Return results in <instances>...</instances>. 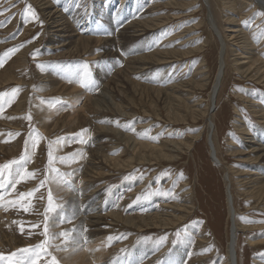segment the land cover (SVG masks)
<instances>
[{
    "label": "rangeland",
    "instance_id": "374dc122",
    "mask_svg": "<svg viewBox=\"0 0 264 264\" xmlns=\"http://www.w3.org/2000/svg\"><path fill=\"white\" fill-rule=\"evenodd\" d=\"M125 1L57 0L71 14L56 24L61 8L55 13L43 0H0V264H52L53 257L66 264L64 250L75 235L93 231L81 219L95 215L87 214L89 198L104 216L101 237L114 258L151 246L146 259L157 263L184 243L182 264H227L234 244L239 264H264V161L245 151L250 134L264 141V83L235 70L237 43L225 41L228 67L216 104L210 101L222 45L208 20L212 14L223 38L229 24L244 29L264 64V15L246 12L242 0L234 2L237 12L231 0H209L211 13L203 0H147L145 20H131L136 0ZM146 20L156 26L122 39L124 27ZM62 23L64 32L54 33ZM85 66L82 86L76 77ZM74 91L84 93L75 105ZM150 204L153 213L184 218L139 232L110 217L139 218Z\"/></svg>",
    "mask_w": 264,
    "mask_h": 264
},
{
    "label": "bare ground",
    "instance_id": "6f19581e",
    "mask_svg": "<svg viewBox=\"0 0 264 264\" xmlns=\"http://www.w3.org/2000/svg\"><path fill=\"white\" fill-rule=\"evenodd\" d=\"M138 1V2H137ZM43 3L44 5H47V9H56V12L55 13H58V9L61 8V11L62 12V16L63 18H57V19H54L55 20V23H61V21L64 19L67 21V20H70V11H67L65 10V8L62 6H60L61 4H57V0H53V1H47V0H43ZM123 2H126L125 0H123ZM122 2V3H123ZM136 2V3H135ZM203 2L208 6V9H210V2L209 0H203ZM234 2H241V0H231L229 2V4H231L229 6V8L235 10L236 12L241 10L239 7L235 8L234 9ZM245 2V3H243ZM41 3V2H40ZM39 3V4H40ZM55 3V4H54ZM53 4L55 5L54 8H52ZM152 3L151 2H147V0H136V1H133L132 3V11H128L129 12V15H132V19L131 20H139V19H143L146 15L142 13V11L144 10V8L147 7V10L148 8L150 7ZM154 4V3H153ZM228 4V3H227ZM242 6L245 7L246 9V12L248 11H253L254 13H257L259 12V15L263 12L264 13V0H242L241 2ZM178 5V4H177ZM221 5L224 6L223 2L221 1ZM226 5V4H225ZM250 6V7H249ZM127 7V6H126ZM256 8L258 9V11H255ZM44 9V8H43ZM67 9V8H66ZM150 9V8H149ZM55 11V10H53ZM233 11V14L236 16V12ZM133 12H136V14L134 13L133 15ZM230 12V11H229ZM69 13V14H68ZM150 13V12H149ZM210 13H211V9H210ZM209 13V14H210ZM212 14H210L209 16V26H210V29L212 30V32L214 34H216L219 39H220V42H221V45H222V50L220 52V55H219V74H217V77H216V81L214 83V86L212 88V93H211V96H210V101L213 103L216 104V100H217V97H218V94L220 92V89H221V86H222V82H223V79L225 77V72H226V69L228 67V64L226 62V47H227V44L226 42L228 41H232L233 44H236L237 45H233L234 47H237L238 50H233V56L236 55L235 57L237 58V60L234 61V67L236 68L235 70L240 73V74H243V75H247V77H250V78H254V79H257L261 82L264 83V64L262 62H260V60L258 59H255L254 56H256V53L254 54V50L255 49V42L256 41H251L249 38H248V34H245V31L244 29H240V30H236L237 28L232 25V24H229V26H227V28L225 29V35H224V38H223V35H221V32L219 31L217 25L215 24V21H214V18H213V15L211 16ZM49 16V15H48ZM61 16V17H62ZM72 16V15H71ZM77 16V15H76ZM213 18V19H212ZM258 19V16L256 17ZM77 19V18H76ZM145 20V18H144ZM64 23V22H63ZM63 23L61 25H59L58 27H53L54 29V33H61V32H64V31H61L59 30V27L62 28L63 26ZM65 24V23H64ZM70 24V22H69ZM53 25V24H52ZM130 25V24H129ZM65 26V25H64ZM156 26V24H152L151 21L149 20H146V21H140V22H135L134 24L130 25V27H127V28H123L122 31H121V34H122V39L129 37L130 35L129 32H131V35L133 36V39L134 38H137V37H140V36H143L141 32L143 31H146V30H149L151 27H154ZM69 27V25H68ZM71 27V25H70ZM167 27V26H166ZM76 28V27H74ZM66 29H67V26H66ZM72 29V28H71ZM68 30V29H67ZM74 30V29H72ZM162 30V29H161ZM176 31V30H175ZM68 31H66L67 33ZM256 32H258L257 30H255L253 33L256 34ZM70 33V32H69ZM77 33V31H76ZM147 33V32H146ZM145 33V34H146ZM153 33V32H152ZM79 34V33H78ZM70 35V34H69ZM155 35V34H154ZM65 36V34H64ZM121 36V35H120ZM61 38H64V37H61ZM70 38V37H69ZM125 39V40H126ZM132 39V40H133ZM226 39V40H224ZM256 40H260V37H257ZM115 41V40H114ZM226 41V42H225ZM86 42L88 43L89 41H85V39H82L81 40V44L83 45V43ZM63 44V43H62ZM105 45V44H103ZM146 45V44H145ZM54 46V45H53ZM65 46V45H64ZM261 47H264V43H263V46ZM79 48V47H78ZM80 49V48H79ZM82 49V48H81ZM142 49V48H141ZM83 50V49H82ZM82 50H80L82 52ZM68 51V50H67ZM77 51V50H76ZM108 51V50H107ZM70 52V51H69ZM74 52V51H73ZM240 52V53H239ZM256 52V51H255ZM77 53L79 54V52L77 51ZM83 53V52H82ZM88 53V52H87ZM67 54V52H66ZM77 54V56H78ZM71 55V54H70ZM80 55V54H79ZM106 55V54H105ZM75 56V55H74ZM75 58V57H74ZM80 58V57H79ZM96 58V57H94ZM90 59V58H89ZM93 59V58H92ZM138 59V58H137ZM71 60V59H70ZM132 60V59H131ZM136 61V59H135ZM138 61V60H137ZM146 61V60H145ZM240 62V63H239ZM92 63V62H91ZM136 63V62H135ZM143 63V61H142ZM145 64V63H144ZM76 67V66H75ZM89 67V66H88ZM145 68V67H143ZM204 68V66L202 65V69ZM78 69H76L77 71ZM144 70V69H143ZM142 70V71H143ZM170 70V69H169ZM58 71V70H57ZM154 71V70H153ZM81 73V70L79 71ZM136 72V71H135ZM149 72V71H148ZM66 73V72H65ZM141 73V72H140ZM163 73V72H162ZM73 74V73H72ZM71 74V75H72ZM163 75V74H162ZM203 76V75H202ZM55 77V76H54ZM81 77V80H83V76L79 75V77H76V79L80 78ZM85 78V77H84ZM152 78V77H151ZM164 78V76H163ZM88 79V78H87ZM79 80V79H78ZM50 81V80H48ZM88 81V80H87ZM128 81V80H127ZM44 82V81H43ZM51 83V82H50ZM62 83V82H61ZM131 83V82H129ZM47 84V82H46ZM64 84V83H63ZM61 85V84H60ZM144 86V85H143ZM52 87V86H51ZM59 87V86H58ZM63 87V86H62ZM135 87V86H134ZM65 88V86H64ZM80 88V87H79ZM87 88V87H86ZM145 88V87H144ZM62 89V88H61ZM70 89V88H69ZM85 89V88H84ZM148 89V88H147ZM153 89V88H152ZM155 89V88H154ZM65 90H67L65 88ZM64 90V91H65ZM158 90V89H157ZM71 90H69L68 92H70ZM79 91V90H78ZM152 91V90H151ZM75 92V91H74ZM84 92V91H83ZM64 93H67V92H64ZM71 93H73L71 91ZM78 93V92H77ZM162 93V92H161ZM84 93H78L76 94V92L73 94L74 96H71L69 97L70 98V102H73L75 104H77L78 101H80V99L82 98L81 96L83 95ZM39 95V94H38ZM41 95V94H40ZM103 95V94H102ZM107 95V94H106ZM105 95V96H106ZM251 95V94H250ZM68 96V95H67ZM104 96V97H105ZM81 97V98H80ZM91 97V96H90ZM107 100H108V97H106ZM94 99V98H93ZM113 99V98H112ZM98 100V99H97ZM105 100V99H104ZM96 101V100H95ZM102 101V100H101ZM259 101V100H258ZM103 102V101H102ZM101 102V103H102ZM98 103V102H97ZM71 104V103H70ZM96 104V103H95ZM114 104V103H113ZM65 105V103H64ZM102 105V104H101ZM251 105V104H250ZM255 105V104H253ZM98 106V105H97ZM105 106V105H104ZM108 106V105H107ZM261 106V105H260ZM76 107V106H75ZM99 107V106H98ZM255 107V106H254ZM101 109V106L99 107ZM263 108V107H262ZM172 110H175L174 108H172ZM240 112V111H239ZM51 113V112H50ZM195 113V112H194ZM197 113V112H196ZM53 114V113H52ZM208 114L210 115V110L208 111ZM241 113H239V116L241 117ZM263 115V114H262ZM72 117V116H71ZM210 117V116H209ZM211 118V117H210ZM264 119V117H263ZM211 120V119H209ZM211 123H213L211 121ZM210 123V124H211ZM209 124V125H210ZM246 127V126H245ZM210 128H211V132L212 130L215 132V126H214V123L210 125ZM243 128V127H241ZM214 132L213 135H214ZM250 132H252L250 130ZM210 134V140L211 141V155H212V159L214 160V162L216 163L217 161L219 162V158L217 156V150H216V147L214 145V141H213V136L211 138V133ZM200 135V134H199ZM198 135V136H199ZM246 135V134H245ZM96 136V135H95ZM248 136V135H246ZM201 136H199L198 138H200ZM129 138V137H128ZM129 140V139H128ZM132 141V140H131ZM133 142V141H132ZM135 142V141H134ZM245 142L248 144L246 146V150L245 151H248L250 154H255V156H259L260 158L263 159L264 161V141L263 140H260L258 137H256V134H250L248 137H246L245 139ZM128 143V141H127ZM87 146V145H86ZM128 146V144H127ZM130 146V144H129ZM132 146V144H131ZM130 146V147H131ZM176 146V145H175ZM139 147V145H138ZM158 148V147H157ZM92 149V148H91ZM134 149V148H133ZM132 149V150H133ZM151 149V148H149ZM155 149V147H154ZM161 150V148H160ZM138 151V149H137ZM136 151V152H137ZM159 151V150H158ZM83 152V151H82ZM81 152V153H82ZM135 152V151H134ZM157 152V151H156ZM239 152V151H238ZM240 153V152H239ZM242 153V152H241ZM91 154V153H90ZM137 154V153H135ZM149 154H150V151H149ZM159 154V153H158ZM238 154V153H237ZM243 154V153H242ZM246 154V153H245ZM97 156V155H96ZM99 157V155H98ZM137 157V156H135ZM112 158V156H111ZM110 159V158H108ZM156 159V158H155ZM255 159V158H254ZM100 160V159H99ZM98 160V161H99ZM105 160V158H104ZM157 160V159H156ZM107 161V160H106ZM105 161V162H106ZM114 161V160H113ZM146 161V160H145ZM104 162V161H103ZM261 162V161H260ZM95 163V162H94ZM100 163L101 160H100ZM99 163V164H100ZM108 163V161H107ZM122 163V162H121ZM259 163V162H258ZM126 164V163H125ZM101 165V164H100ZM124 165V164H122ZM252 175H256V173L252 174ZM258 175V174H257ZM256 175V176H257ZM262 177V176H261ZM260 177V178H261ZM87 178V177H86ZM227 179H228V182L230 181V174L227 175ZM256 179H259V178H256ZM263 179V178H262ZM255 180V179H254ZM260 180V179H259ZM87 181V180H86ZM262 181V180H261ZM258 183V182H257ZM253 184V183H252ZM231 185V184H230ZM89 187V186H88ZM231 187H227V198H228V205H229V214H230V217L232 218L233 217V221L235 223V227L237 228V225H236V222H237V212H236V209L234 207V200H233V196H232V193H231ZM261 192L264 193V187H261L259 189ZM81 191V190H80ZM246 193V192H245ZM98 194V193H97ZM92 197V196H91ZM88 198V197H87ZM95 199L94 198H89L87 201H86V209H87V214L88 213H91V211L94 212V216H87V215H83V217H79L81 218L82 220H86L88 219L87 222H84V223H87L89 225V227H91L93 229V231L91 232L90 237L89 235H85L84 233H77L74 237V243L73 244H70L66 247V249L64 250V260L66 262V264H157V263H153V261H148L146 259V255L147 257H150V255L153 253L154 251V248H152L151 246L147 247V246H138L137 248H135L134 250H132L130 253H128L127 255H124V256H118V257H112L110 251H109V240H107L106 237H101V236H104L102 235L104 230H101L102 227L101 226V221L100 219L102 220L103 219V215H99V207H95V205H92L91 203L94 201ZM75 201V200H74ZM84 202V201H83ZM188 202V201H187ZM185 203V202H184ZM165 204V203H164ZM190 204V203H189ZM114 205V204H113ZM108 206V204H107ZM150 210H149V213L147 215H144V216H139V218H133V217H127L125 216L124 214L123 215H117V214H112L110 215V217L112 219H114L117 223H123L125 225H129L131 228L134 227L135 229H137L139 232H143L142 230L143 229H150L152 227H160V228H164L165 227H169V225H172L174 223H176L177 221H180L182 220L184 217H180L178 215H175V214H169V213H164V214H160L159 213H153V210H154V207L152 204H150ZM170 206V205H169ZM95 207V208H94ZM114 207V206H113ZM171 207V206H170ZM186 207V206H185ZM172 208V207H171ZM73 209V208H72ZM89 209V210H88ZM163 209V208H162ZM81 210V209H80ZM95 210L97 211L95 213ZM99 210V211H98ZM179 210V209H178ZM157 211V210H156ZM159 211V210H158ZM172 211V210H171ZM174 211V210H173ZM126 212V210H125ZM129 214V213H128ZM86 216V217H85ZM80 219V220H81ZM107 221V220H106ZM104 222V220L102 221ZM114 222V223H116ZM83 223V222H82ZM83 223V224H84ZM105 223V222H104ZM112 223V222H111ZM116 223V224H117ZM80 224V223H79ZM104 225V224H103ZM119 225V224H118ZM102 227V228H101ZM82 228V226H81ZM112 229V228H111ZM129 230V229H128ZM109 231V230H107ZM235 231V228L233 230V232ZM103 232V233H101ZM108 233V232H106ZM112 233V232H110ZM87 234V233H86ZM106 235V234H105ZM109 235V234H108ZM236 236L237 235V231L235 233ZM200 238V241L199 243L204 246L205 245V242H207V238L205 237V233H203L202 236H198ZM186 245V244H185ZM184 245V243H182V246H176L175 248H173L172 252L170 255L168 256H164V258L161 260L163 262V264H182L185 262V259H186V246ZM231 251L232 253L230 255H228L227 257V264H239L238 261H236L235 259V252H236V255H237V251H236V245L234 246V244H232L231 246ZM206 248V247H205ZM118 251V250H116ZM158 251V250H157ZM230 251V252H231ZM264 251V250H263ZM155 253V252H154ZM203 251H200V254L203 255ZM152 256V255H151ZM262 258V257H261ZM111 259V260H109ZM201 259V258H200ZM109 260V261H107ZM145 260V262H144ZM107 261V262H106ZM264 261V260H263ZM231 262V263H230ZM258 264H263L262 261H259Z\"/></svg>",
    "mask_w": 264,
    "mask_h": 264
},
{
    "label": "snow or ice",
    "instance_id": "6c2138e0",
    "mask_svg": "<svg viewBox=\"0 0 264 264\" xmlns=\"http://www.w3.org/2000/svg\"><path fill=\"white\" fill-rule=\"evenodd\" d=\"M25 11H26V13L27 12H29V11H31V5H27L26 6V9H25ZM32 15H35V13L34 12H32ZM260 15H264V13H261ZM245 24H247L248 22L247 21H245L244 22ZM0 26H2V25H0ZM262 34H264V33H262ZM18 49L17 48H14V49H11L10 51L11 52H15V51H17ZM3 66V63L2 62H0V67H2ZM82 76H84V77H87L88 76V70H87V66H85V69H84V72L82 73ZM77 82H81L82 83V86H84L83 85V82L81 81V80H78ZM13 91H18V89H14ZM29 119L31 118L30 117V115H29V117H28ZM82 131H84V130H82ZM65 158H61V160L63 161ZM51 161H52V154H51V151H49V162L51 163ZM10 163H17L16 161H12V162H10ZM4 168H7L8 167V165H4L3 166ZM55 171V170H54ZM26 175L27 176H34V174L33 173H26ZM17 182H19V181H17ZM44 181H41V187L44 185ZM0 187H3V185L2 184H0ZM39 189L37 188V189H33V191L32 192H28V193H22L21 194V197L23 198V197H25V196H28V197H31L33 194H34V192H36V191H38ZM137 199H139V197L137 198ZM48 201H49V209L52 207V195H51V192L49 191V197H48ZM49 209H46V212L49 210ZM28 209L27 208H25V211H27ZM61 235H67V233H62ZM109 239H111V238H109ZM38 247H40V246H38ZM158 247L159 246H157V250H158ZM26 251V250H25ZM123 251V250H122ZM0 258H2V257H0ZM52 264H58V262L56 261V259H55V257H53V259H52ZM157 264H163V262L162 261H158L157 262Z\"/></svg>",
    "mask_w": 264,
    "mask_h": 264
}]
</instances>
